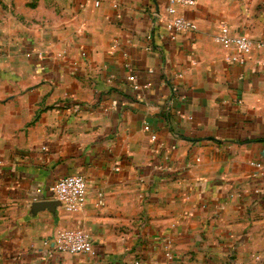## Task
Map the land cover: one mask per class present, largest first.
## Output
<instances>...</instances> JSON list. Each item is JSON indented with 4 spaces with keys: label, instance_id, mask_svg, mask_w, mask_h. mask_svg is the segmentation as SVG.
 <instances>
[{
    "label": "crops",
    "instance_id": "1",
    "mask_svg": "<svg viewBox=\"0 0 264 264\" xmlns=\"http://www.w3.org/2000/svg\"><path fill=\"white\" fill-rule=\"evenodd\" d=\"M194 1L0 0V264H264V0Z\"/></svg>",
    "mask_w": 264,
    "mask_h": 264
},
{
    "label": "built area",
    "instance_id": "2",
    "mask_svg": "<svg viewBox=\"0 0 264 264\" xmlns=\"http://www.w3.org/2000/svg\"><path fill=\"white\" fill-rule=\"evenodd\" d=\"M95 5H98V1H95ZM194 5V0H168L165 6V11L170 16L167 20V27L176 32L195 30V22L184 17L178 11L179 8H188ZM213 40L225 49L234 47L242 55L249 52L254 43L245 34H233L226 24L219 26ZM256 43L264 48V39L258 40ZM150 138L154 141L156 136L152 134ZM86 190V179L79 173L64 175L50 187L53 197L60 201L62 207L68 213H77L82 208ZM53 248L60 253L89 254L92 252L93 244L85 229L67 227L57 232L54 237Z\"/></svg>",
    "mask_w": 264,
    "mask_h": 264
}]
</instances>
